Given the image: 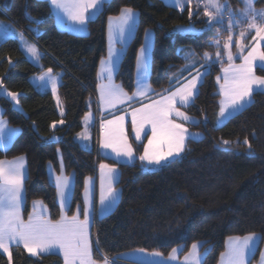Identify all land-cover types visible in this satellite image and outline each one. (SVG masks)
I'll return each mask as SVG.
<instances>
[{
    "label": "trees",
    "instance_id": "1",
    "mask_svg": "<svg viewBox=\"0 0 264 264\" xmlns=\"http://www.w3.org/2000/svg\"><path fill=\"white\" fill-rule=\"evenodd\" d=\"M228 1L236 11L245 5L243 0ZM256 6L264 9V0H256ZM124 8L139 14L135 37L117 74L118 82L131 93L136 89L137 58L149 28L154 30L150 82L158 94L172 89L180 80L187 64L180 47H190L203 56L217 50L215 38L229 34L224 24L207 27L204 10L195 4L181 11L163 0H110L89 22V34L80 36L57 27L46 0H0V20L24 31L44 53L43 66H37L27 58L17 39L0 42V79L9 90L21 95L22 103L19 110L0 94L4 117L20 129L8 149L0 148V160L19 156L28 159L26 218L38 200L48 205L52 221L61 218L58 190L48 176L50 163L57 171L60 169L59 149L66 172L75 174L70 215L83 205L85 182L97 176L99 162H116L82 147L75 136L83 129L86 114L97 110L98 70L108 55V19L120 15ZM192 25L201 31L185 34L178 30ZM48 68L63 73V118L54 95L38 91L31 81ZM221 68L219 64L211 66L195 102L183 107L199 120L186 124L201 131L202 138H190L177 158L154 171L145 170L139 158L134 164H119L121 199L93 230V256L101 264L105 254L113 264H135L122 256L140 249L169 257L172 249L182 248L184 256L197 242L202 243L205 252L203 264H220L227 240L250 233L262 238L255 259L260 256L264 247V92L256 93L248 107L218 127L221 94L217 77ZM258 74L264 76V70L259 68ZM61 120V126L52 127ZM225 140L229 143L224 144ZM143 149L138 148V152ZM0 264H10L1 251ZM11 264H64V258L54 253L32 256L16 247Z\"/></svg>",
    "mask_w": 264,
    "mask_h": 264
},
{
    "label": "snow or ice",
    "instance_id": "2",
    "mask_svg": "<svg viewBox=\"0 0 264 264\" xmlns=\"http://www.w3.org/2000/svg\"><path fill=\"white\" fill-rule=\"evenodd\" d=\"M198 5L203 3L204 15L207 17L205 23L212 26L214 23L224 24V16L227 13V31L232 32V29L240 24L247 22L248 30H254L256 36L264 40V23H257L258 19L264 21V11L257 12L254 8V0H243L245 4L244 10L239 13L243 19H236V13H233L231 8L226 3H220V0H197ZM51 5L63 13L73 25L79 26L77 30L83 31V27L87 24L90 16L94 15L101 7L103 0H50ZM191 0H171V5L184 10L185 5H190ZM136 13L131 8L121 10L118 17L109 18V52L108 58L102 60L103 73H106L107 79L111 81L112 74L116 62L123 53V45L126 43L128 35L134 28L136 21ZM192 12L189 11L191 17ZM113 20L115 23L113 24ZM191 31V27L183 29ZM5 35L10 34L9 26H4ZM146 33V38H147ZM240 37H245V31L240 32ZM119 43L121 48L117 49L115 45ZM233 43L232 35L228 36L224 48L228 51V60L233 59L231 47ZM214 46L220 47V41L216 40ZM237 48L243 51V44L237 42ZM26 51L37 61L40 58L39 50L35 45L26 46ZM147 46L142 47L140 55L137 58L138 69V90L133 96H128L118 86H113L111 83L101 87V101L113 105L116 102L123 103L124 100H132L136 96H144L149 90L143 82L142 73L147 71ZM221 53L217 51V59ZM204 58L211 62L212 57L208 52L204 53ZM244 63L240 66L230 65L229 68L223 69L225 83L221 85V93L227 98V102L220 109V118H227L233 113H236L251 103L254 93L264 91V76H257L255 68L257 61H260V67L264 70V51H258L256 47H252L247 56L243 57ZM231 73V77L229 76ZM202 74L197 73L183 86L175 92L138 109L137 113H133L132 128L135 132V138L140 139L141 133L144 130L145 124L151 125V136L148 137V144L144 147V154L139 157L141 161H147L148 164L161 165L170 157L179 155L183 151L184 141L187 134V129L183 124L175 123L170 117L173 114L182 117L185 121L190 118L183 112H180L176 107L177 102L182 106L194 102L197 94V83L201 79ZM40 84L38 87L51 85L53 95L57 94L58 75L53 74V69L48 68L42 72L37 78ZM220 80V77H217ZM3 87V82L0 81V89ZM8 96L13 101L19 104L17 94L8 92ZM59 103V97L57 96ZM61 115L63 110L61 109ZM88 120V116L85 117ZM124 117H119L118 121H107L105 128V138L101 142L102 148H111L116 153L117 157H126L129 161L134 160V150L128 142L124 134L123 127ZM63 124V120L59 121ZM4 122L0 120V140L5 139ZM110 126V127H109ZM53 128L56 124L53 123ZM84 141L89 139L87 131L77 134ZM11 133L8 134L10 138ZM228 144L229 141H223ZM247 144V140L244 141ZM251 148V145H248ZM101 169V195L100 202L102 208L110 210L118 200V192L113 187L116 169L107 164H100ZM105 170H107L105 172ZM25 179L23 158L9 163L5 166L4 161H0V251L8 255L11 264V246H23L24 250L32 256H37L41 253H48L53 249H59L63 253L64 264H101L93 256L92 244L89 239V225L93 216V204L91 198L93 180L89 177L86 180L85 199L83 208L77 206V212L71 218L61 215L57 221H52L44 215L43 206L39 214L30 215L28 221L21 218L20 207L23 190V182ZM56 187L60 200L61 210L69 207L70 204V180L63 175V164H61V175L55 177ZM105 185H107L105 187ZM35 208V204H34ZM84 217L80 219V215ZM260 237L255 233H250L243 237H230L227 250L220 254V264H245L249 253L256 250V245ZM202 243H193L191 250L184 257V264H203L204 254H201L199 249ZM144 252V249L138 250ZM178 249H172L169 254L170 260H175V253ZM148 255L159 257L160 252H151ZM264 261V255H262ZM102 264H113V261L105 254L102 256ZM146 264H159L157 261H149Z\"/></svg>",
    "mask_w": 264,
    "mask_h": 264
},
{
    "label": "rangeland",
    "instance_id": "3",
    "mask_svg": "<svg viewBox=\"0 0 264 264\" xmlns=\"http://www.w3.org/2000/svg\"><path fill=\"white\" fill-rule=\"evenodd\" d=\"M220 3H226L232 10L233 13H236V19H243L239 13H241L244 8H245V5L242 9L236 11L234 9H232L231 5H230V2L228 0H220ZM192 4V3H191ZM195 4V2H194ZM198 4V3H196ZM193 5V4H192ZM254 6V5H253ZM255 10H264V9H261V8H258L257 6L255 7ZM207 19V17H206ZM227 13H225V16H224V26L226 27L227 29ZM0 22H3V21H0ZM257 23H264V21H260L258 20ZM2 24H5L4 22ZM216 24V23H214ZM213 24V25H214ZM6 25V24H5ZM8 26V25H6ZM209 27V25L207 26ZM206 27V28H207ZM211 27V26H210ZM209 27V28H210ZM3 26H0V42L2 41H5L9 38H14V39H17L15 37H19V31H17L18 29H14L12 27H9V30H10V34L9 35H5L4 31H3ZM201 30H198V32L196 33H199ZM241 31H245V37L244 38H241L240 37V32ZM146 33L148 34L147 35V38H146V34H145V38H144V44L142 47H145L147 46L148 48V51H147V59H146V63H147V71H146V74L145 73H142L143 75V82L144 84L147 86V88L149 89L144 96H136L134 99L132 100H124L123 103H120V102H116L114 103L113 105H110L108 103H104L101 101V87L104 86V85H108L109 83H111V85L113 86H118L120 89H122V91L124 93H126L128 96H133L134 93L137 92L138 90V69H137V72H136V89L133 93L129 92L128 90H126L123 86L122 83L118 82L117 80V75L115 74L116 73V68H117V65H118V62H116L115 64V67H114V71H113V74H112V78H111V81H109L107 79V76H106V73H103V65L102 63H100V67H99V70H98V76H97V79H98V85H97V100L99 102V104L101 105V110L102 112H100V109H99V117L102 118V120L100 121L101 124L99 123L98 125H96V120H97V113H96V109H92L90 112H88L86 114V116H88V120L86 121L85 120V117L83 118V129L78 132V133H82L84 131H87L88 133V136H89V139L87 141H84L82 139H80L78 137V133L76 134L75 136V140L77 143H81V146L84 147V148H89L91 150H94L96 149L97 152L101 153V155L105 156V155H109L108 157H111L110 159L113 158V160H115L116 162L115 163H111L107 160H101L99 162V168H98V175L94 177V179L92 178L93 180V185H92V192H91V198H92V204H93V216L91 218V222H90V225H89V239L91 241V244H92V250H93V240H92V237H93V232H92V229H93V226L94 224L96 225L97 221L107 215H109L110 213H112L116 207L118 206L119 204V201L121 199V195H122V190L121 188H119L118 186V183L120 181V178H121V170H120V166L119 164H134L137 162L138 158L144 154V149H143V152H138V148L140 147H145V145L148 144V137L151 136V125L150 124H145L144 126V130L143 132L141 133V137L139 140H137L135 138V132L133 131V128H132V118H133V113L136 112L137 113V118L139 119V113L137 112L138 109H141L143 108L144 106L146 105H149V104H152L156 101H159L161 100L162 98L170 95L172 92H175L176 90L172 91V92H169V93H166V94H163V93H156L151 85V82H150V74H151V59H152V50H153V45H154V30L152 28H149ZM185 33H188V32H185ZM229 33V31H228ZM11 34L14 35V37H11ZM232 35V38H233V43H232V47H231V53H232V57L233 59L231 61L228 60V51L224 48V44L227 42V39H228V36L229 35ZM256 36V33L254 30H248L247 28V22L245 21L244 23L240 24L239 26H236L232 29V32L229 33V34H226L225 36H222V37H217L214 39V44H215V41L216 40H219L220 41V47L217 48V50L215 52H209V54L211 55L212 57V60L211 62H209L208 60H206L204 58V55L201 56V55H198L192 48L190 47H180L181 50H190L192 53H188V52H184V56L187 60V64L185 66V69L187 71H190L196 67H199V65L203 64V63H209L208 66H205L204 68H202L201 70L199 69V73L202 74L201 76V79L198 81L197 83V94L199 93V88L201 87V85L203 84L204 80H205V77L206 75L209 73L210 71V68L213 64H219L222 68H221V73L219 74L218 77H220V80L218 81L217 80V85H218V92L219 94H221V99H220V105L221 107L223 106L224 103L227 102V98L221 93V85L225 83L224 81V76H225V73L223 71V69L225 68H229L230 65H233V66H240L241 64L244 63V59L243 57L244 56H247L248 55V52L251 50L252 47H256L258 49V51H264V40H260L259 37H257L255 40L253 39V37ZM21 38H19V40L22 42V45H34L33 43V40L31 37L27 36V35H24V36H20ZM18 40V41H19ZM237 42H241L243 44V51H241L239 48H237L236 44ZM36 46V45H35ZM24 47V46H22ZM37 49L39 50V54L41 55H44L42 49L39 47V46H36ZM115 47L117 49L121 48V45L119 43H117L115 45ZM129 47V45H128ZM128 47L126 46H123V51L127 50ZM180 50V52H181ZM217 51H219L221 53L220 57L217 59L216 57V53ZM108 52H109V33H108ZM193 54V56H191ZM139 55H140V52H139ZM32 57V56H31ZM108 58V55L103 59V60H106ZM102 62V61H101ZM260 64L261 62L260 61H257V66L255 68V73L257 76H261L260 74H258V69L261 68L260 67ZM43 66V64H42ZM58 74L59 77H60V82L58 81V85H57V94L54 95L55 96V100H56V103H57V106H58V109H59V112H60V115H61V109L63 110V115L62 118L66 115V106H65V102L61 96V94H59V89H60V85L62 83V76H63V73L61 72H55V74ZM198 72H195L193 76L197 75ZM40 74H36L34 75L36 78L39 77ZM229 76L231 77V73H229ZM190 77L189 80L192 78ZM0 81L3 82L2 79H0ZM40 84V83H39ZM37 89V88H36ZM39 89L41 90H38L42 93H46V92H49L51 91L52 93V90H51V85H46L44 87H39ZM8 92H12L11 90H9L4 84H3V87L2 89H0V94L2 96H5L7 97L9 100L12 101V103L14 104V107L21 110L22 109V103H21V95L19 93H16V92H12V93H16L17 94V99L19 100V104L16 103V101H13L11 99L10 96L7 95ZM258 92H264V91H257L256 93ZM254 93L253 96H252V99H251V103L253 102L254 100V95L256 94ZM53 94V93H52ZM197 94L195 95V98H194V102H195V99L197 97ZM57 96L59 97V103L57 101ZM194 102H190L188 105L194 103ZM250 103V104H251ZM97 104V103H96ZM249 104V105H250ZM186 105V106H188ZM249 105H247L246 107H248ZM176 107L179 109L180 112H183L185 113L190 119L185 121L182 117H179V116H176L175 114L172 115V117H170L175 123H180V124H183L184 128L187 129V134H186V138H185V141H184V146H183V149L187 143V141L190 139V138H194V139H200L203 137V133L201 131H194L190 128L189 125H187L186 123H197L199 120L194 117V116H191V115H188L185 110L183 109V107L185 106H182L179 102H177L176 104ZM245 107V108H246ZM245 108H243L242 110H244ZM221 109V108H220ZM242 110L236 112V113H233L231 116H228L227 118H220L219 114H218V117H217V121H216V125L218 127H222L223 125H225L227 123V121L237 115L238 113H240ZM220 113V112H219ZM124 117V121H123V127H124V134L126 135L127 137V140L128 142L132 145V148L134 150V157L135 159L134 160H131L129 161L126 157H117L116 153L112 151L111 148H102L101 147V142L102 140L105 138V128H102V125H105L107 126V121H110V120H113V121H118L119 117ZM64 123V122H63ZM62 124L60 123H56V127L58 126H61ZM110 127V126H109ZM58 153H59V157H60V160H59V165H60V169L59 171H57V169H51L52 167L49 168V179L52 180L53 178H55L56 176H59L61 175V164H63V175L66 176V177H71L74 179L75 181V174H70V173H67L66 172V163H65V160H64V157H63V152L61 149L58 150ZM178 156V155H177ZM177 156H174V157H170L167 161L165 162H162L161 165H163L164 163H167L168 161H172L174 160L175 158H177ZM109 159V158H108ZM140 162L142 163L143 167L145 170H148V171H154L156 169H159L161 165H155V164H148L147 161H141ZM51 164H53L55 166L54 163H50V166H52ZM100 164H107L111 167H114L116 169V172H115V179L113 181V187L117 190L118 192V200L116 202V204L110 208V210H105L102 208V205H101V202H100V195H101V169H100ZM56 168V166H55ZM107 170H105L106 172ZM54 183L56 184V181H54ZM85 186H86V182H85ZM107 185H105L106 187ZM75 188V186H74ZM70 191V189H69ZM73 194L74 192L71 194V191H70V204H69V207L65 208L63 211L61 210V213L62 215H65L67 214L68 216L72 217L73 215L76 214L77 212V209L75 210L74 214L73 215H70L69 214V210H70V207H71V204H72V198H73ZM83 198L85 199V188H84V192H83ZM41 202H44L42 200H39ZM58 202H59V205H60V200H59V196H58ZM43 204V203H42ZM84 204V203H83ZM48 210H49V215H50V209L48 207V205L44 202V204ZM81 210L83 208V205H79ZM61 208V206H60ZM33 209L34 208V203H33ZM80 219L83 220L84 217L82 215V212H81V215H80ZM130 256H134V255H129V258Z\"/></svg>",
    "mask_w": 264,
    "mask_h": 264
},
{
    "label": "crops",
    "instance_id": "4",
    "mask_svg": "<svg viewBox=\"0 0 264 264\" xmlns=\"http://www.w3.org/2000/svg\"><path fill=\"white\" fill-rule=\"evenodd\" d=\"M50 3V0H46ZM110 0H103V3L101 5V7L99 8L98 11L95 12L94 15L90 16V19L89 21L87 22V24L83 27V31H79L77 30L79 28V26L77 25H73L71 21H69L67 19V17H65L63 15L62 12H60L59 10L55 9L51 3V7H52V10H53V13L55 15V18H56V24H57V27L62 30V31H67L69 33H72L74 35H80V36H85V35H88L89 34V22L92 21L93 19H95L102 11V9L104 8V5ZM165 1L168 5L172 6L171 5V0H163ZM195 2V5H197L198 7H200L201 9L205 10L204 9V6H203V3H200L199 5L196 4L198 3L197 0H191V3L194 4ZM190 3V5H192ZM189 4H186L185 5V8L186 9L188 6H190ZM254 6L256 7V0H254ZM174 7V6H172ZM176 8V7H175ZM178 9V8H177ZM257 12H262L264 10H256ZM134 12L137 14L136 15V21H135V25H134V28L133 30L131 31V33L128 35V38H127V41L126 43L123 45V46H126L128 47V45H130V43L132 42V40L134 39L135 37V34H136V30H137V25H138V22H139V14L137 11L134 10ZM119 16V15H118ZM118 16H113L112 18H115V17H118ZM259 20V19H258ZM0 21H3V20H0ZM6 25H8L9 27H12L14 29H18L17 31H19V37H15L17 38V40H19V38H21L20 36H24L26 35L24 33V31L20 30L19 28H17L14 24L8 22V21H3ZM3 22H0V26H6L5 24H2ZM115 23V21L113 20V24ZM191 27V31H184L183 29H187ZM179 32L181 33H185V32H188V33H185V34H193V33H196L198 32V28H196L195 26H181L179 29ZM108 33H109V19H108ZM11 37H14L13 34H11ZM1 40V39H0ZM20 42V45H21V48L22 50L24 51L25 55L27 56V58L32 62L34 63L35 65L37 66H42L43 64V60H42V57L43 55L41 54L40 55V58L39 60L37 61L36 59H34L33 57H31V55L26 51V44L25 45H22V42L19 40ZM33 43L34 45L38 46L37 42L33 40ZM24 46V47H22ZM28 46V45H27ZM181 50V49H180ZM127 50L123 51V53L120 55L119 57V60L117 61L118 62V65H117V68H116V75L118 74V71L120 69V66H121V62L123 60V57L125 55ZM188 52V53H192L190 50H181L182 54L184 55V52ZM193 56V54L191 55ZM195 57V56H193ZM209 63H203L201 65H199V67H196L190 71H187L185 68L182 70V73H181V76H180V80L178 81V83L170 90L164 92L163 94H166V93H169V92H172L178 88H180L181 86H183L188 80L190 77H192V75L195 73V72H199V69L201 70L202 68H204L205 66H208ZM46 71V70H45ZM53 74L54 75H58L57 73L55 74V72L53 71ZM151 76V74H150ZM31 81L33 83V85L38 89V90H41L39 89L38 87V84L40 83L38 81V79L33 76L31 77ZM58 81L60 82V77L58 75ZM61 86V85H60ZM200 89V88H199ZM43 92V91H42ZM51 92V91H49ZM59 94H61L60 92V89H59ZM198 95V94H197ZM62 96V95H61ZM55 97V96H54ZM96 102H97V110H96V113H97V120H96V125H98L99 123L101 124V120L102 118L99 117V109L101 108V105L99 104L98 100H97V93H96ZM100 112H102V110L100 109ZM0 120H2L4 122L3 124V127L5 129V139L3 140H0V148L3 149V150H6L8 149L12 144L13 142L17 139V137L19 136L20 134V129L16 128V127H13L12 125L9 124L8 120L4 117V111H3V108L2 106L0 105ZM11 133V136L10 138L8 137V134ZM79 144L81 145V143L79 142ZM187 144V143H186ZM83 146V145H82ZM186 147V145H185ZM184 147V149H185ZM89 149V148H88ZM183 149V151H184ZM91 150V149H90ZM96 150V149H94ZM97 151V150H96ZM182 151V152H183ZM181 152V153H182ZM180 153V154H181ZM98 154L101 155V153L98 152ZM179 154V155H180ZM178 155V156H179ZM103 156V155H101ZM109 155H105L103 157H106V158H111V157H108ZM177 156V157H178ZM20 158H23V164H24V172H25V179H24V182H23V190H22V198H21V207H20V215H21V218L25 221V223L28 221V218L29 217H25L24 215V206H25V202H26V187H25V182H26V179L28 177V174H29V168H28V159L27 157L25 156H19L17 158H14V159H3V160H0V161H4L5 162V166H7L9 163H12V162H15L17 160H19ZM113 159V158H112ZM169 162V161H168ZM165 164V163H164ZM163 164V165H164ZM52 166H50V164L48 165V175H49V168L52 167L51 169H55V166L53 164H51ZM162 166V165H161ZM99 168V167H98ZM98 175V173H97ZM94 179V178H93ZM69 180H70V191H71V194L74 192L75 188V181L73 178L69 177ZM51 181H55V178H53ZM44 202H41V201H35L34 204H35V209H33L32 213L30 215H33V214H39L41 211H42V208L41 206H43V211H44V215L46 216V218L50 219V215H49V210L48 208L43 205ZM64 216L68 217V218H71L70 216H68L67 214H65ZM94 227H95V224L93 226V229H92V232L94 230ZM90 232V230H89ZM258 237H260V239L258 240L257 242V245H256V250L254 252H251L248 254L247 258H246V262L245 264H264V261H262V255H264V247L262 249V252L260 254V256L258 257V259H255V255L258 251V248L261 244V241H262V238L260 235L256 234ZM93 238V237H92ZM228 241L229 239L227 240V246H228ZM17 246L15 245H12L11 246V255H12V251L14 248H16ZM19 247H22L23 246H19ZM226 250H227V247H226ZM200 253L201 254H204V258H205V252L203 250V246L199 249ZM2 252V251H1ZM3 253V252H2ZM51 253H54V254H59L63 257V253L60 252L59 249H53L51 250L50 252L48 253H41L39 255H43V254H51ZM150 252H147V251H144V252H140V251H132V252H128L126 254H124L122 256V258L124 259V261L126 262H130V263H135V264H146V262H149V261H157L159 262V264H184V257L189 253H187L186 255H182V248H178V251L175 253V256H176V259L175 260H170L169 257H165V256H159V257H154V256H150L148 255ZM5 255H7L6 253H4ZM30 254V253H29ZM37 255V256H39ZM129 255H134L133 257L130 256L129 258ZM8 256V255H7ZM204 262V260H203Z\"/></svg>",
    "mask_w": 264,
    "mask_h": 264
}]
</instances>
